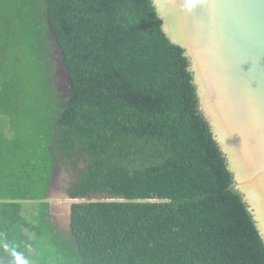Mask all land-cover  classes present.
I'll return each mask as SVG.
<instances>
[{
	"label": "trees",
	"instance_id": "16d2710c",
	"mask_svg": "<svg viewBox=\"0 0 264 264\" xmlns=\"http://www.w3.org/2000/svg\"><path fill=\"white\" fill-rule=\"evenodd\" d=\"M162 25L152 0H0V264H264ZM64 171L70 226L48 200Z\"/></svg>",
	"mask_w": 264,
	"mask_h": 264
},
{
	"label": "water",
	"instance_id": "95a60500",
	"mask_svg": "<svg viewBox=\"0 0 264 264\" xmlns=\"http://www.w3.org/2000/svg\"><path fill=\"white\" fill-rule=\"evenodd\" d=\"M152 1L167 37L185 51L200 110L233 174L232 188L264 241V0ZM56 54L55 83L69 95L72 80L59 46ZM64 196L70 208L84 201Z\"/></svg>",
	"mask_w": 264,
	"mask_h": 264
},
{
	"label": "rangeland",
	"instance_id": "374dc122",
	"mask_svg": "<svg viewBox=\"0 0 264 264\" xmlns=\"http://www.w3.org/2000/svg\"><path fill=\"white\" fill-rule=\"evenodd\" d=\"M58 177V178H57ZM56 177L55 184L56 189H53L52 197L56 206H54V212L56 215L57 220L63 226H68L70 221V214L71 208L69 203L66 201V197L64 196L67 194L66 188L69 186V182L72 180V176H70L65 171L62 173H58Z\"/></svg>",
	"mask_w": 264,
	"mask_h": 264
},
{
	"label": "crops",
	"instance_id": "0c3cea01",
	"mask_svg": "<svg viewBox=\"0 0 264 264\" xmlns=\"http://www.w3.org/2000/svg\"><path fill=\"white\" fill-rule=\"evenodd\" d=\"M53 208H54V206H53Z\"/></svg>",
	"mask_w": 264,
	"mask_h": 264
},
{
	"label": "flooded vegetation",
	"instance_id": "af4514ba",
	"mask_svg": "<svg viewBox=\"0 0 264 264\" xmlns=\"http://www.w3.org/2000/svg\"><path fill=\"white\" fill-rule=\"evenodd\" d=\"M58 176V175H57ZM58 178V177H57Z\"/></svg>",
	"mask_w": 264,
	"mask_h": 264
}]
</instances>
